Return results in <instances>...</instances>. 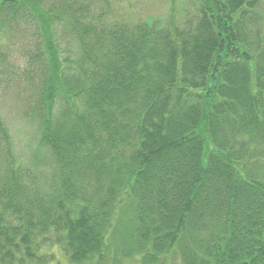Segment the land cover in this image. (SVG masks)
Returning a JSON list of instances; mask_svg holds the SVG:
<instances>
[{
	"label": "trees",
	"instance_id": "1",
	"mask_svg": "<svg viewBox=\"0 0 264 264\" xmlns=\"http://www.w3.org/2000/svg\"><path fill=\"white\" fill-rule=\"evenodd\" d=\"M122 7L0 0V264H264V0Z\"/></svg>",
	"mask_w": 264,
	"mask_h": 264
},
{
	"label": "rangeland",
	"instance_id": "2",
	"mask_svg": "<svg viewBox=\"0 0 264 264\" xmlns=\"http://www.w3.org/2000/svg\"><path fill=\"white\" fill-rule=\"evenodd\" d=\"M122 1L128 2V4L132 6V8H125L124 11L119 12L118 15H120V17L130 16L129 13H132L134 15V19H146L152 16L166 15L170 6V2L178 4L181 0H115V6L119 10L123 9ZM33 35L34 33H32V36ZM31 38V33L28 29H24L23 33L20 34V39L23 41V43L29 42ZM60 40L66 39L62 37ZM0 46L2 47V45ZM34 81L36 80L33 79L31 74H29V79H25L23 81V88L20 90L22 96L25 97L26 93L30 90L31 85ZM6 82L7 79L0 75V93L3 94L7 100L6 104L1 105V113L2 115L4 113L6 114L12 126V132L15 137L16 148L19 151L24 148V144L28 138V134L31 132V126L28 123L20 120V115H23V110L20 109H24V107L22 106V104H18V100L13 101L12 94L14 93L15 89L12 90L10 94L4 93ZM46 251H50L53 254L52 261L50 264H69L63 257L62 253L57 249Z\"/></svg>",
	"mask_w": 264,
	"mask_h": 264
}]
</instances>
